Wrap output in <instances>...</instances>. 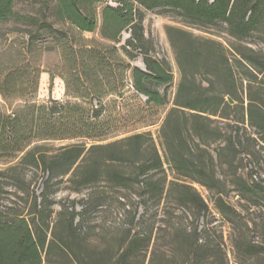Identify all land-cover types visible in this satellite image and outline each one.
<instances>
[{
    "label": "trees",
    "instance_id": "16d2710c",
    "mask_svg": "<svg viewBox=\"0 0 264 264\" xmlns=\"http://www.w3.org/2000/svg\"><path fill=\"white\" fill-rule=\"evenodd\" d=\"M30 1L37 9L20 11L15 0H0V23L15 25V32L30 42L28 52L36 55L41 52L36 42L49 37L57 43L65 66L46 72L51 81L56 76L63 79L65 95L71 100L27 101L11 116L0 114V151L19 157L15 165L0 171V177L25 167L48 174L43 192L39 197L32 194L27 208L15 201L1 203L0 264H256L262 249L251 241L249 232L264 231V185L255 175L250 178L257 182L251 179L249 184L237 172L242 155L252 162L259 160L255 140L245 127L255 128L264 142V108L249 99L239 117L230 119L238 107L225 98L236 102L235 90L219 91L207 77L232 76L218 43L198 40L178 28L166 29L181 79L160 128L164 159L149 132L99 143L107 134L101 121L104 97L130 87L145 98V105L167 103L173 76L164 61L143 49L144 11L173 13L189 24L220 25L240 40L264 33V0H114L116 6L107 0ZM49 16L54 22L47 21ZM53 23L65 28H54ZM126 29L130 37L117 46ZM86 33H98L100 41L86 39ZM249 51L243 56L248 68L264 77V58L258 61ZM138 55L143 70L130 65ZM202 69L204 79L197 82L194 76ZM39 73L37 69L29 73L34 79L31 93L37 91ZM17 74L15 68L9 69L6 79L15 84ZM94 100L99 103L91 105ZM86 102L88 107L83 105ZM216 119L226 124L214 158L209 148L221 135V129L212 126ZM54 141L88 142L50 153L42 150V142ZM217 162L226 167L224 179L230 178V184L240 180L236 186L241 199L248 195L246 209L252 204L259 207L258 213L253 210L255 219L244 221L225 199L227 186L218 175ZM67 175L75 192L90 191L60 203L55 211L49 184ZM100 184L120 194L115 220L93 217L98 210L110 214L108 198L97 189ZM194 185L212 194L222 225L210 224L209 205Z\"/></svg>",
    "mask_w": 264,
    "mask_h": 264
},
{
    "label": "rangeland",
    "instance_id": "374dc122",
    "mask_svg": "<svg viewBox=\"0 0 264 264\" xmlns=\"http://www.w3.org/2000/svg\"><path fill=\"white\" fill-rule=\"evenodd\" d=\"M15 7L20 11H29L33 8L37 9L38 5H33L30 0H15ZM144 11V10H143ZM40 19V18H39ZM48 22H54V18L49 16ZM144 41L143 49L146 50L152 57L164 61L172 76L173 80L167 92V103L161 107H154L145 105V98L133 92L130 87H124L119 94L108 95L101 100L103 107V114L101 121L107 132L106 136L100 140L99 144H106L113 142L134 133L149 132L160 151L162 158L164 159L163 148L160 141V128L166 117L168 111L172 108L173 100L176 94L177 86L181 79V72L179 69L176 53L172 49L168 40L166 29L167 27H174L186 31L196 39H206L218 43L221 48L219 53L223 54L229 61V65L232 71V76L227 78L209 77L215 85L217 90L234 89L236 93V102L238 110L230 114V119L235 120L240 115V108L243 106L245 109L249 103V99H252L255 103H260L264 108V77L259 72L253 70L250 71L248 64L243 56L251 54L249 50H252L254 56L258 61L264 58V33L256 32L244 39H235L227 34L223 26H200L187 23L183 18L176 16L173 13H162L161 10L144 11V17L142 21ZM54 28L61 29V26L57 23H53ZM17 27L12 23L7 25L0 23V114L11 116L24 105L25 102L42 103L50 100L54 101H70L65 95V83L63 79L56 76L53 80H50L49 74L46 71H56L55 68L64 67L65 64L61 61L59 50L57 49V43L51 38H43L40 42H36V45L40 48V55H36L35 51L28 52L30 42L21 34L15 32ZM84 37L88 40L95 39L100 41L98 33L84 34ZM121 40L117 46L123 45L124 42L130 37V30L126 29L121 33ZM130 65L144 69L141 56L138 55L134 60L130 61ZM15 68L18 74L14 76L16 83L9 79H6L9 69ZM188 67H186L187 69ZM39 70L35 84L37 85V91L31 93L34 89V79L29 75L33 70ZM253 69V68H252ZM196 69H191L189 72L194 73ZM203 69L195 74V79L200 81L204 79L200 74ZM253 72V75L250 74ZM200 74V75H199ZM205 86V84H204ZM161 91V88H160ZM229 96H226V100ZM230 98V97H229ZM97 100L91 101V105H97ZM88 107V103L83 104ZM226 121L216 119L212 126H216L221 129V135H217L219 140L216 139L209 148L210 153L215 158V150L219 145H222L224 127ZM247 135L255 140L254 150L258 153V161H250L247 156L244 157L239 165L238 175L241 179L251 184L257 181L254 178H250L251 175H255L256 179L264 185V142L261 140L260 133L255 129L246 125L245 127ZM88 141H54V142H42V150L47 152H55L58 148L71 144H79ZM0 151V171H3L8 166L15 165L19 160V157L13 158ZM218 165V175L221 179H224V173L227 174L226 167L224 165ZM165 169L167 175L172 177V171L165 163ZM48 174L39 171L32 167H25L18 169L15 172H8L4 176L0 177V205L8 204V201H15L19 207L27 208L31 202V195L40 196L44 190V183L47 180ZM69 175L66 177H59L50 182L48 194L49 198L56 203L53 206L55 211L59 210V204L65 201L78 199L83 195H86L90 190L82 189L80 192H75L73 186L67 182ZM20 179L23 182L20 183ZM230 178L226 177L225 185L226 196L225 199L235 205L237 210L241 213L242 218L245 220L255 219V214L258 213L257 205L252 204L253 208L246 209L248 195L243 194L244 199H241V194L237 190V186L240 183L238 180L235 184H230ZM13 185L23 187L21 190L15 189ZM197 191L207 201L210 215L211 225H222L220 216L214 209L211 202L212 194L199 185H194ZM98 190L104 191V196L108 198L107 210L109 215H103L102 211L98 210L93 217L95 219H101L104 216L107 220H115L116 212L119 210L117 207V197L120 195L116 189H111L106 185H99ZM17 193V197L11 194ZM20 199H19V198ZM111 201V202H110ZM111 206H110V205ZM263 206V205H261ZM264 207V206H263ZM106 209V208H105ZM253 210L256 211L253 212ZM112 222V221H111ZM201 225H204L200 221ZM224 225V224H223ZM249 238L256 244L261 246L259 251L258 262L256 264H264V231L263 229H251L249 232ZM231 261L235 259L231 258ZM237 261V260H236Z\"/></svg>",
    "mask_w": 264,
    "mask_h": 264
},
{
    "label": "built area",
    "instance_id": "2783aa9c",
    "mask_svg": "<svg viewBox=\"0 0 264 264\" xmlns=\"http://www.w3.org/2000/svg\"><path fill=\"white\" fill-rule=\"evenodd\" d=\"M107 3L111 6H116V2L114 0H107Z\"/></svg>",
    "mask_w": 264,
    "mask_h": 264
},
{
    "label": "water",
    "instance_id": "95a60500",
    "mask_svg": "<svg viewBox=\"0 0 264 264\" xmlns=\"http://www.w3.org/2000/svg\"><path fill=\"white\" fill-rule=\"evenodd\" d=\"M227 101H228L229 104H233V100L231 98L228 97Z\"/></svg>",
    "mask_w": 264,
    "mask_h": 264
},
{
    "label": "crops",
    "instance_id": "0c3cea01",
    "mask_svg": "<svg viewBox=\"0 0 264 264\" xmlns=\"http://www.w3.org/2000/svg\"><path fill=\"white\" fill-rule=\"evenodd\" d=\"M143 70V69H142Z\"/></svg>",
    "mask_w": 264,
    "mask_h": 264
}]
</instances>
